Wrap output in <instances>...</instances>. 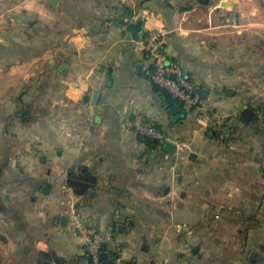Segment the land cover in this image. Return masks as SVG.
<instances>
[{
  "label": "crops",
  "instance_id": "0c3cea01",
  "mask_svg": "<svg viewBox=\"0 0 264 264\" xmlns=\"http://www.w3.org/2000/svg\"><path fill=\"white\" fill-rule=\"evenodd\" d=\"M161 25L195 108L138 50ZM263 81L264 0H0V264H88L70 201L116 264H264Z\"/></svg>",
  "mask_w": 264,
  "mask_h": 264
},
{
  "label": "built area",
  "instance_id": "2783aa9c",
  "mask_svg": "<svg viewBox=\"0 0 264 264\" xmlns=\"http://www.w3.org/2000/svg\"><path fill=\"white\" fill-rule=\"evenodd\" d=\"M165 37L164 26H158L145 32L138 50L146 54L150 60L151 81L160 89L167 92L173 100L180 102L182 107L192 109L199 105L200 97L196 94L194 83L184 74L181 66L170 61L165 53L163 43ZM258 95L264 98V81L260 83ZM125 131L153 141L157 148L163 149L166 142L175 145V152L181 153L187 144L172 141L169 136L156 125L147 115L134 112L122 118ZM70 227L83 239V252L89 259V264H104L100 258L102 237L93 226L87 225L76 214L72 201L69 202ZM218 214L214 217L218 218Z\"/></svg>",
  "mask_w": 264,
  "mask_h": 264
},
{
  "label": "water",
  "instance_id": "95a60500",
  "mask_svg": "<svg viewBox=\"0 0 264 264\" xmlns=\"http://www.w3.org/2000/svg\"><path fill=\"white\" fill-rule=\"evenodd\" d=\"M195 92L196 94L200 97V98H204L205 97V92L203 89H201L200 87H196L195 88ZM99 96V93L98 92H94L93 95H92V99H91V102L93 104H96V99L97 97ZM88 98V95L84 97V99L86 100ZM182 107V104L180 102H177L176 104L174 105H171L168 109V112L169 113H174L176 111H179ZM252 113V111L250 109H245L243 111V116L244 117H248V114ZM163 149L167 152H170V153H173L174 150H175V145L171 142H166L164 145H163ZM100 258L101 260L104 262V264H116V261H117V258H118V255L117 254H114V255H109L108 252L106 251H102L100 253ZM119 264H122V263H119Z\"/></svg>",
  "mask_w": 264,
  "mask_h": 264
},
{
  "label": "trees",
  "instance_id": "16d2710c",
  "mask_svg": "<svg viewBox=\"0 0 264 264\" xmlns=\"http://www.w3.org/2000/svg\"><path fill=\"white\" fill-rule=\"evenodd\" d=\"M158 89H160L159 87H157ZM162 92H164V93H166V96H167V98L168 99H170V100H172V98H171V96L167 93V92H165L163 89H160ZM69 185L74 189V190H76V192H78L77 191V188H76V183L75 182H71V181H69ZM102 249H103V246H102ZM86 256V255H85ZM87 257V256H86ZM87 260H88V264H89V259H88V257H87Z\"/></svg>",
  "mask_w": 264,
  "mask_h": 264
},
{
  "label": "rangeland",
  "instance_id": "374dc122",
  "mask_svg": "<svg viewBox=\"0 0 264 264\" xmlns=\"http://www.w3.org/2000/svg\"><path fill=\"white\" fill-rule=\"evenodd\" d=\"M68 193V192H67ZM80 216V215H79ZM81 217V216H80Z\"/></svg>",
  "mask_w": 264,
  "mask_h": 264
}]
</instances>
